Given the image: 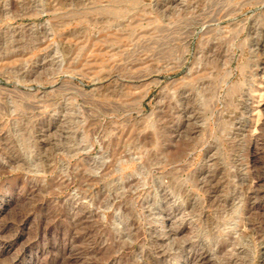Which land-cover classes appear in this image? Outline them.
Instances as JSON below:
<instances>
[{
    "label": "rangeland",
    "instance_id": "1",
    "mask_svg": "<svg viewBox=\"0 0 264 264\" xmlns=\"http://www.w3.org/2000/svg\"><path fill=\"white\" fill-rule=\"evenodd\" d=\"M0 264H264V0H0Z\"/></svg>",
    "mask_w": 264,
    "mask_h": 264
},
{
    "label": "bare ground",
    "instance_id": "2",
    "mask_svg": "<svg viewBox=\"0 0 264 264\" xmlns=\"http://www.w3.org/2000/svg\"><path fill=\"white\" fill-rule=\"evenodd\" d=\"M203 246V245H202Z\"/></svg>",
    "mask_w": 264,
    "mask_h": 264
}]
</instances>
